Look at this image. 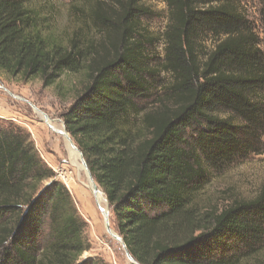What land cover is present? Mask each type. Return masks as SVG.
Masks as SVG:
<instances>
[{"label": "trees", "instance_id": "obj_1", "mask_svg": "<svg viewBox=\"0 0 264 264\" xmlns=\"http://www.w3.org/2000/svg\"><path fill=\"white\" fill-rule=\"evenodd\" d=\"M32 1L0 0V72L45 87L85 75L64 128L134 261L264 264V179L250 199L197 203L211 173L264 161V51L240 0H165L171 81L150 106L140 0L92 2L88 26L109 37L110 57L81 26L56 32ZM53 177L27 131L0 121V264H104L80 260L85 225Z\"/></svg>", "mask_w": 264, "mask_h": 264}, {"label": "rangeland", "instance_id": "obj_2", "mask_svg": "<svg viewBox=\"0 0 264 264\" xmlns=\"http://www.w3.org/2000/svg\"><path fill=\"white\" fill-rule=\"evenodd\" d=\"M93 1L33 0L32 6L40 8L54 30L62 36H68L81 26L84 43L92 44L101 56L110 57L113 48L109 37L96 31L92 25L88 26V11ZM140 5L146 12L140 18L145 47L142 65L146 73L143 78L151 88L150 97L144 103L150 106L163 95L171 81L162 69V35L167 26V6L165 0H140ZM239 7L251 23L259 39V47L264 51V27L259 17V1L240 0ZM104 8L105 16L115 22V15L108 11L112 8L110 2ZM86 83L83 73H64L55 83L45 87L39 78L24 81L20 76L11 77L0 72V121L13 123L27 131L41 162L54 174L52 181L60 183L68 191L77 215L85 225L84 239L88 249L80 260L133 264L126 258L118 241L108 234L86 173L70 163L63 138L54 133L44 120L43 114L64 130L63 114ZM211 174L197 196V203L204 208L221 207L232 197H254L264 179V161L261 156H253L226 171ZM108 214L110 229L117 235L110 207Z\"/></svg>", "mask_w": 264, "mask_h": 264}, {"label": "bare ground", "instance_id": "obj_3", "mask_svg": "<svg viewBox=\"0 0 264 264\" xmlns=\"http://www.w3.org/2000/svg\"><path fill=\"white\" fill-rule=\"evenodd\" d=\"M45 123L53 130L54 133L58 134V136H61L64 140V144L66 147V151H67V155H68V159L70 161V163L77 169L80 171H84L88 177L86 168L83 164V160L82 157L79 153V151L77 150V148L75 147V145L72 144V141L70 140L69 136L65 133V130L61 129L60 127H57L55 124H53L51 121H49L48 119H45ZM88 182H89V188L91 189L92 193L94 194L95 198H96V203L97 206L99 207V209L104 210V212H109V208L107 206V202L105 199V196L103 195V193L99 190V188H97L95 190V182L90 180L88 178ZM103 215V214H102ZM109 215V214H108ZM104 217V215H103ZM106 227V225H105ZM112 238L113 237H117L118 235H116V233L114 231H112L110 229V232L108 233ZM114 239V238H113ZM116 241H118V243L120 244V241L118 239H114Z\"/></svg>", "mask_w": 264, "mask_h": 264}, {"label": "water", "instance_id": "obj_4", "mask_svg": "<svg viewBox=\"0 0 264 264\" xmlns=\"http://www.w3.org/2000/svg\"><path fill=\"white\" fill-rule=\"evenodd\" d=\"M43 116H44L45 119H48V117H47L45 114H43ZM64 130H65V128H64ZM65 133L69 136L70 140L72 141L70 135L66 132V130H65ZM72 144L74 145V142H72ZM75 147H76V146H75ZM76 148H77V147H76ZM77 150L79 151V153H80V155H81V157H82L83 164H84V166H85V168H86V171H87V174H88V178H89L90 180L94 181L92 175H91L90 172H89V169H88V167H87V164H86V162H85V160H84V158H83V155H82L81 151H80L78 148H77ZM95 185H96V184H95ZM94 188H95V190H96L98 187L95 186ZM105 199H106V198H105ZM106 202H107V200H106ZM107 206H108V208H109L108 203H107ZM98 208H99V207H98ZM99 210H100L101 214L104 215V222H105V225H106V230H107V232L109 233V232H110V225H109V217H108V214H107V212H104V210H102V209H99ZM113 238H114V239H118V240L120 241V245H121V247H122V249H123V251H124V254H125L126 258L128 259V261H130V262L133 263V264H137V263L134 261V259L131 257V255L129 254V252L127 251L126 246H125V244H124L122 238H121L119 235H118L117 237H113Z\"/></svg>", "mask_w": 264, "mask_h": 264}]
</instances>
